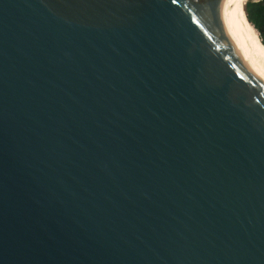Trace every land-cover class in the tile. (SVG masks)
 Listing matches in <instances>:
<instances>
[{
  "label": "water",
  "instance_id": "water-1",
  "mask_svg": "<svg viewBox=\"0 0 264 264\" xmlns=\"http://www.w3.org/2000/svg\"><path fill=\"white\" fill-rule=\"evenodd\" d=\"M232 2L0 0V264H264Z\"/></svg>",
  "mask_w": 264,
  "mask_h": 264
},
{
  "label": "bare ground",
  "instance_id": "bare-ground-1",
  "mask_svg": "<svg viewBox=\"0 0 264 264\" xmlns=\"http://www.w3.org/2000/svg\"><path fill=\"white\" fill-rule=\"evenodd\" d=\"M246 2L247 0H233V8L230 14L231 20L234 27L243 38L248 51L264 70V47L261 44L257 32L247 22V16L244 11Z\"/></svg>",
  "mask_w": 264,
  "mask_h": 264
},
{
  "label": "trees",
  "instance_id": "trees-1",
  "mask_svg": "<svg viewBox=\"0 0 264 264\" xmlns=\"http://www.w3.org/2000/svg\"><path fill=\"white\" fill-rule=\"evenodd\" d=\"M250 9L248 11L247 20L254 27V29L259 33V38L264 46V15L262 11L264 10V5L261 3H249ZM246 12V11H245Z\"/></svg>",
  "mask_w": 264,
  "mask_h": 264
},
{
  "label": "flooded vegetation",
  "instance_id": "flooded-vegetation-1",
  "mask_svg": "<svg viewBox=\"0 0 264 264\" xmlns=\"http://www.w3.org/2000/svg\"><path fill=\"white\" fill-rule=\"evenodd\" d=\"M249 3H253V2H249ZM249 3H247V5H246V7H245V13H246V15H248V11H249V9H250V7H249ZM255 3H261L262 5H264V1H260V2H255ZM262 14L264 15V10L262 11ZM264 29V28H263ZM263 36H264V32H263V34H262Z\"/></svg>",
  "mask_w": 264,
  "mask_h": 264
},
{
  "label": "rangeland",
  "instance_id": "rangeland-1",
  "mask_svg": "<svg viewBox=\"0 0 264 264\" xmlns=\"http://www.w3.org/2000/svg\"><path fill=\"white\" fill-rule=\"evenodd\" d=\"M260 1H264V0H247L246 5H247V3H249V2H253V3H255V2H260ZM245 7H246V6H245Z\"/></svg>",
  "mask_w": 264,
  "mask_h": 264
}]
</instances>
